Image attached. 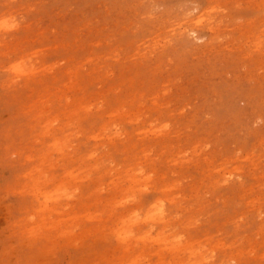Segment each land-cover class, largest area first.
Returning a JSON list of instances; mask_svg holds the SVG:
<instances>
[{
	"label": "rangeland",
	"instance_id": "374dc122",
	"mask_svg": "<svg viewBox=\"0 0 264 264\" xmlns=\"http://www.w3.org/2000/svg\"><path fill=\"white\" fill-rule=\"evenodd\" d=\"M0 264H264V0H0Z\"/></svg>",
	"mask_w": 264,
	"mask_h": 264
},
{
	"label": "bare ground",
	"instance_id": "6f19581e",
	"mask_svg": "<svg viewBox=\"0 0 264 264\" xmlns=\"http://www.w3.org/2000/svg\"><path fill=\"white\" fill-rule=\"evenodd\" d=\"M217 39H218V38H217ZM257 46H258V45H257ZM261 47H262V46H261ZM104 77H105V76H104ZM247 122H248V121H247ZM139 138H140V137H139ZM152 231H153V230H152ZM262 231H263V230H262ZM158 239H159V238H158ZM174 239H176V238H174ZM172 240H173V239H172ZM178 243H179V242H178ZM234 245H236V244H234ZM169 247H170V246H169ZM169 247H168V248H169ZM172 247H173V246H172ZM227 250H228V249H227ZM191 255H192V254H191ZM214 256H215V254H214ZM261 256H263V255H260L259 257H261ZM239 258H240V257H239ZM219 259H220V258H219ZM197 262H198V261H197ZM197 262H196V263H197ZM188 263H189V262H188ZM223 263H224V262H223Z\"/></svg>",
	"mask_w": 264,
	"mask_h": 264
}]
</instances>
